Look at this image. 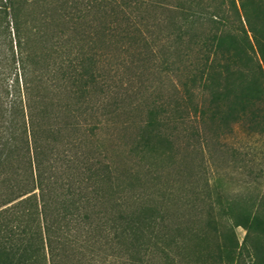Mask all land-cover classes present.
Returning a JSON list of instances; mask_svg holds the SVG:
<instances>
[{
    "label": "trees",
    "instance_id": "16d2710c",
    "mask_svg": "<svg viewBox=\"0 0 264 264\" xmlns=\"http://www.w3.org/2000/svg\"><path fill=\"white\" fill-rule=\"evenodd\" d=\"M249 31L264 35V0H0V264H13L39 217L48 264H264V196L228 198L208 181L177 196L179 170L163 188L153 174L131 210L127 170L99 138L119 98L112 80L151 69L160 98L129 153L151 149L171 122L191 128L200 166L237 126L264 136V69ZM198 205L206 228L182 233L177 208ZM216 208L232 223L224 239ZM206 233V255L181 256Z\"/></svg>",
    "mask_w": 264,
    "mask_h": 264
},
{
    "label": "rangeland",
    "instance_id": "374dc122",
    "mask_svg": "<svg viewBox=\"0 0 264 264\" xmlns=\"http://www.w3.org/2000/svg\"><path fill=\"white\" fill-rule=\"evenodd\" d=\"M248 34L264 69V35L251 31ZM1 41L0 38V58L9 50L8 46H5L6 50L1 45ZM131 73L128 71L127 74L130 76L119 75L117 79L112 80V86L114 91L118 92L119 98L112 100V97H109L110 103H115L112 121L109 129L99 134L101 142L110 152V146L114 148L115 151L111 152L112 158L124 165L127 170V182L131 190L129 193L131 210L139 208L142 200L138 203L134 202L132 200L134 194L140 193L141 198L147 192L154 190L153 174L160 175L158 183L159 187L163 188L165 178L162 176L167 177V180L170 174L175 175L179 170V182H183L185 189L182 190L178 184L175 185L173 192L177 196L181 193L192 196L193 194L187 189L190 183L196 182L201 188L205 181L210 184L215 182L228 198L251 199L264 196V136L247 134L239 126L235 127L232 134L220 138L221 140L215 143V148L212 145L202 166H200L202 162L200 157L198 158L193 150L196 146V138L193 137L191 128L187 124L171 122L165 128L158 130L157 133L160 135L151 140V149L129 153V141L137 131L136 125L139 124V120L147 117V109L160 98L163 80L158 70L154 69L147 70L140 78L131 79L133 75ZM155 115L158 116L156 110ZM127 121L130 126L125 130L122 125ZM207 211L208 207L204 205H198L195 209L190 206L177 208L175 213L177 221L181 223L182 228L185 226L182 233H186L187 228L204 231ZM212 215L222 238L228 237L232 232L230 219L218 208L212 211ZM193 219L194 224L191 223ZM234 234L240 245L245 231L241 227L234 228ZM211 246V234L206 233L202 241L194 240L187 243L181 249V256L189 254L192 250H200L204 256ZM13 264H48L40 217L36 219Z\"/></svg>",
    "mask_w": 264,
    "mask_h": 264
}]
</instances>
